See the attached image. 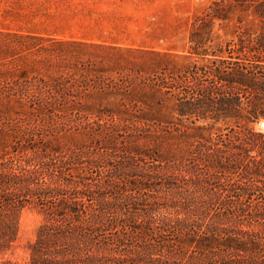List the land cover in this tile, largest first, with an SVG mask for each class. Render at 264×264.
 Segmentation results:
<instances>
[{
  "label": "trees",
  "instance_id": "obj_1",
  "mask_svg": "<svg viewBox=\"0 0 264 264\" xmlns=\"http://www.w3.org/2000/svg\"><path fill=\"white\" fill-rule=\"evenodd\" d=\"M232 1L259 36L218 43L229 7L212 0L188 54L131 83L84 59L102 45L0 32L2 264L31 207L43 222L25 264H264V0ZM93 91L146 99L94 107ZM73 132L88 139L60 141ZM130 136L172 143L130 151Z\"/></svg>",
  "mask_w": 264,
  "mask_h": 264
},
{
  "label": "rangeland",
  "instance_id": "obj_2",
  "mask_svg": "<svg viewBox=\"0 0 264 264\" xmlns=\"http://www.w3.org/2000/svg\"><path fill=\"white\" fill-rule=\"evenodd\" d=\"M212 0H0V32L33 33L44 37L75 40L89 45H102L105 49H90L84 59L104 63L108 76H124L130 83L135 77L147 76L172 64L173 57L187 55L192 24ZM228 0L229 21L215 27L217 42L230 43L233 48L239 40L249 36L256 38L262 33V24L254 12L232 8ZM247 42V41H246ZM117 49L130 50L118 54ZM161 53L159 63L149 61L148 53ZM4 54H0V63ZM8 79L0 64V85ZM146 99L145 94L108 96L93 91L90 104L113 106L120 99ZM0 110L6 112L0 105ZM1 123V121H0ZM264 132V120L254 125ZM216 133V129L213 130ZM63 143L83 142V133L61 135ZM140 150L157 147L162 151L172 140L164 137L130 136ZM2 151L0 149V155ZM43 222L39 209H25L20 218L19 240L13 254L5 257L17 264H25L29 257V245L35 240ZM4 258L0 257V264Z\"/></svg>",
  "mask_w": 264,
  "mask_h": 264
}]
</instances>
